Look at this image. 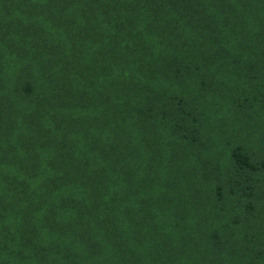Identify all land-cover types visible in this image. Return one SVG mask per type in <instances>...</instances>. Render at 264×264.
Masks as SVG:
<instances>
[{
    "label": "trees",
    "instance_id": "trees-1",
    "mask_svg": "<svg viewBox=\"0 0 264 264\" xmlns=\"http://www.w3.org/2000/svg\"><path fill=\"white\" fill-rule=\"evenodd\" d=\"M0 264H264V0H0Z\"/></svg>",
    "mask_w": 264,
    "mask_h": 264
}]
</instances>
